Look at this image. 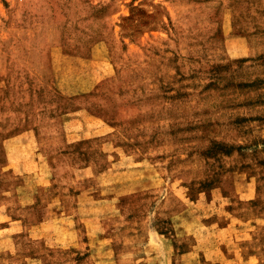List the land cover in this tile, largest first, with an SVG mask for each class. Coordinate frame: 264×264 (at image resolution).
I'll return each mask as SVG.
<instances>
[{"label": "rangeland", "instance_id": "374dc122", "mask_svg": "<svg viewBox=\"0 0 264 264\" xmlns=\"http://www.w3.org/2000/svg\"><path fill=\"white\" fill-rule=\"evenodd\" d=\"M262 101L264 0H0V264H264Z\"/></svg>", "mask_w": 264, "mask_h": 264}, {"label": "crops", "instance_id": "0c3cea01", "mask_svg": "<svg viewBox=\"0 0 264 264\" xmlns=\"http://www.w3.org/2000/svg\"><path fill=\"white\" fill-rule=\"evenodd\" d=\"M63 52H64V50L57 47V46L53 47L52 50L49 52L50 53V59H49V55H48V60L50 61V66L52 69L54 68L55 64L57 63L56 60H58L60 58V56L63 54ZM245 54H247V53H245L244 51L232 52V56H237V57L246 56ZM257 105H258V108L264 109V101H262V103H257ZM262 111L264 112V110H262ZM259 114H264V113H261L258 111L257 115H255L256 119H259ZM88 230H89L88 234L91 235L90 242H89L90 245H93L92 241L96 242V241L101 240L100 238L99 239L97 238V234L95 236H92L90 229H88ZM94 237H95V239H94Z\"/></svg>", "mask_w": 264, "mask_h": 264}]
</instances>
